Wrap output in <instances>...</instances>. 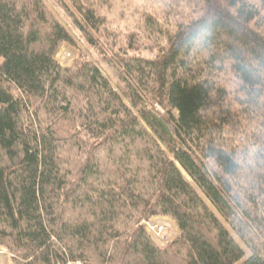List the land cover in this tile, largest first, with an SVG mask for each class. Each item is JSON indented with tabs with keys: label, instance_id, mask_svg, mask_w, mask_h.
Wrapping results in <instances>:
<instances>
[{
	"label": "trees",
	"instance_id": "1",
	"mask_svg": "<svg viewBox=\"0 0 264 264\" xmlns=\"http://www.w3.org/2000/svg\"><path fill=\"white\" fill-rule=\"evenodd\" d=\"M54 1L119 88L82 53L58 62L75 39L45 0H0V246L13 263L264 264V0H171L172 28L145 13L119 49L101 30L111 0ZM143 31L155 57L130 52ZM155 216L179 230L163 246L143 223Z\"/></svg>",
	"mask_w": 264,
	"mask_h": 264
},
{
	"label": "rangeland",
	"instance_id": "2",
	"mask_svg": "<svg viewBox=\"0 0 264 264\" xmlns=\"http://www.w3.org/2000/svg\"><path fill=\"white\" fill-rule=\"evenodd\" d=\"M51 11L56 15V17L61 21V23L68 29L71 35L75 39V45H64L61 50L58 52L56 59L64 67L70 66L74 61L77 55L80 53L84 54L87 58L92 59L101 69L103 74L107 76L111 83L119 88V79L116 77L109 65L103 61L101 58L103 55L99 51H96L91 45L87 42L83 34L76 27L72 19L67 15V13L59 6L54 0H45ZM254 2L256 0H253ZM171 4V0H111L110 3L104 4L101 9V14L106 16L107 20L101 30L108 28L106 34L113 30L116 32L113 35H110L111 38L108 40L114 39L117 49L119 47L126 45V38L129 33V29H133L135 24L139 22L141 17L147 13L155 16L166 28H172V23L170 20L174 17L167 15L165 11V6ZM264 13V12H263ZM171 19H169V18ZM145 32V33H144ZM104 34L101 39V43L105 42L108 39L109 34ZM97 36H100L99 34ZM138 44L135 46L136 50H130L132 54H139L146 57H155V43L151 42L153 39L148 38L146 31L137 35ZM150 48V49H149ZM151 50V51H149ZM110 52V51H109ZM222 84L229 90L230 97H234L236 94L235 82L232 80V77L227 74L223 80ZM144 222H150L151 224L163 225L164 233L158 241H155L162 245L168 240L174 239L178 234L179 230L173 218L167 216H155L149 220H144ZM153 222V223H152ZM0 264H14L12 255L2 247L0 250Z\"/></svg>",
	"mask_w": 264,
	"mask_h": 264
},
{
	"label": "built area",
	"instance_id": "3",
	"mask_svg": "<svg viewBox=\"0 0 264 264\" xmlns=\"http://www.w3.org/2000/svg\"><path fill=\"white\" fill-rule=\"evenodd\" d=\"M144 225H145L147 232H149L150 234H152L153 236L157 238H160L164 233L163 225L151 224L150 222H144ZM58 264H84V263L80 260L67 259L65 262H59Z\"/></svg>",
	"mask_w": 264,
	"mask_h": 264
},
{
	"label": "crops",
	"instance_id": "4",
	"mask_svg": "<svg viewBox=\"0 0 264 264\" xmlns=\"http://www.w3.org/2000/svg\"><path fill=\"white\" fill-rule=\"evenodd\" d=\"M168 218V217H167ZM2 249V247L0 246V250Z\"/></svg>",
	"mask_w": 264,
	"mask_h": 264
}]
</instances>
